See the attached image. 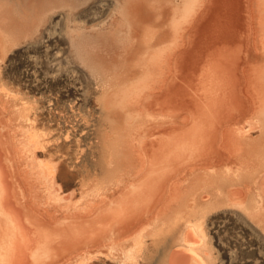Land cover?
Returning <instances> with one entry per match:
<instances>
[{"label": "rangeland", "instance_id": "1", "mask_svg": "<svg viewBox=\"0 0 264 264\" xmlns=\"http://www.w3.org/2000/svg\"><path fill=\"white\" fill-rule=\"evenodd\" d=\"M186 1L0 0V34L7 37H0V152L9 166L0 172V221L16 225L20 221L25 226L23 237H12L0 224V233H4L0 246H8L10 238L23 240L28 264L63 263V254L44 252L43 237L32 228L29 231V205L41 221L50 213L58 218L55 226L71 224L64 218L66 204L44 207L49 203L43 185L46 179L33 169L54 179L63 200L83 197L95 174L99 176L92 167L102 151L96 147L97 138L105 131L109 135L120 132L126 124L125 115L109 113L104 107L106 94H112L114 109L120 110L124 90L118 87L128 78L131 84L145 76L148 72L143 66L150 67L151 74L135 96L147 95L149 102L156 97L147 109L160 120L188 117L185 126L162 121L149 130V143L163 146L192 137L199 144L217 145L221 129H230L251 116L255 104L242 91L247 86L244 72L253 48L252 0H207L169 76L164 51L174 45L172 27L184 17L175 10ZM135 4H141V18L131 12L124 17L126 6L130 9ZM140 20L145 22L143 26ZM219 112L214 135L195 129L197 122H207L209 115ZM11 135L16 137L12 147ZM259 135L255 130L252 138ZM19 140L28 144L29 151ZM25 156L29 157V175ZM207 163L199 171L211 172L221 166L214 160ZM222 165L235 166L228 160ZM254 165L257 176L264 179V163ZM246 189L247 196L260 200L253 186ZM168 204L172 207L166 217L170 231L159 236L157 246L139 253L140 261L145 257L148 262L142 260V264H171L176 251L191 247L186 235L190 232L196 235L194 247L208 252L209 264H264V208L257 214V204L249 212L227 203L204 208L205 214L199 218L202 234L193 228L187 232L186 221L191 217L181 220L175 215L178 202ZM144 214L148 215L147 209ZM112 261L94 264H122Z\"/></svg>", "mask_w": 264, "mask_h": 264}, {"label": "bare ground", "instance_id": "2", "mask_svg": "<svg viewBox=\"0 0 264 264\" xmlns=\"http://www.w3.org/2000/svg\"><path fill=\"white\" fill-rule=\"evenodd\" d=\"M206 6L207 0H188L177 6L175 12L182 13L184 17L181 22L174 23L172 28L176 33V40L173 46L164 51V63L169 68V76L174 70L175 59L187 47L190 32ZM125 11L123 16L126 18L130 12L137 18H141L143 14L141 4H135L130 9L126 6ZM174 16L178 18L175 14ZM138 22L142 26L145 24L141 20ZM250 22L253 48L249 54L251 63L244 72L247 86L242 95L254 102L255 109L248 119L237 121L230 129H221L217 145L199 144L192 137L182 141L174 140L163 146L149 143L148 132L159 123L174 122L185 126L188 125V117L177 115L160 120L147 109L156 97L149 102L147 95L135 96V92L146 84L147 74H151L150 67L145 65L143 70L148 72L145 76L131 84L127 82L128 78L122 87H118L119 90H124L120 110L114 109L112 94H106L104 107L109 113L112 111L125 115L126 124L122 131L115 130V136L105 131V135L97 138L96 147L102 151L100 150L97 159L94 153L96 161H92V167L97 168L99 176L95 174L83 197L78 201H73L72 197L63 200L54 179H47L48 175L39 172L38 168L33 169V172L46 179L43 185L49 192V203L44 207L66 204L64 218L71 223L69 226L60 224L57 227L53 223L58 218L50 213H46V218L41 221L33 215L32 205H29V231L32 228L43 237L41 247L44 252L51 256L63 254L62 264H94L104 260L142 264V260L147 262V259L141 257L140 261L139 253L157 246L162 238L159 236L164 231H170L166 217L172 207L168 203L178 202L175 215L181 220L194 218L186 221L187 232L193 228L202 234L199 218L205 214L204 208L227 203L249 212L257 204L258 209L254 214L264 208V179L257 176L254 165L257 161L264 163V0H252ZM4 35L0 34V37L7 39ZM152 47L153 45L150 48ZM220 114L221 112L209 115L210 120L207 122H197L195 129L199 132L209 131L214 135V126ZM165 115L167 114H163V117ZM255 130L260 133L258 139L252 138ZM14 138L16 137L13 135L9 138L11 147L15 145ZM18 142L29 151L25 141ZM25 158L28 160L26 169L29 175V157ZM34 160L35 155L32 154V162ZM212 160L221 166H216L211 172L199 171ZM225 160L235 166L225 168L222 165ZM11 161L14 164V155ZM8 167L0 152V172L6 171ZM251 186L254 187L253 190H258L259 201H254L252 195L247 196L246 187ZM145 209L148 210V215L144 214ZM3 220L1 219L0 224L8 229L7 234L10 232L12 237H23L25 226L22 222L17 221L16 225L7 221L3 223ZM116 225L119 226L117 231L114 229ZM0 234L3 236L4 233ZM186 235L191 247L176 251L171 257V264H209L208 252L194 247L197 245L196 235L193 232ZM9 241L8 246H0V264H22L25 258V263L28 264L29 253L23 252L24 241L14 238ZM149 241L152 242L151 245L148 244Z\"/></svg>", "mask_w": 264, "mask_h": 264}]
</instances>
